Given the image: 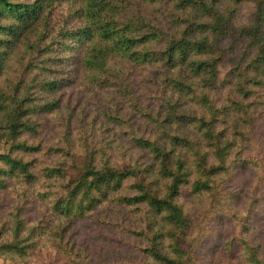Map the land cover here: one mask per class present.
I'll return each mask as SVG.
<instances>
[{
  "label": "trees",
  "instance_id": "1",
  "mask_svg": "<svg viewBox=\"0 0 264 264\" xmlns=\"http://www.w3.org/2000/svg\"><path fill=\"white\" fill-rule=\"evenodd\" d=\"M76 95L97 98V114L75 118ZM263 109L264 0H0V191L12 200L0 258L20 264L48 246L90 264L74 237L92 220L135 238V264H191L182 244L200 230L180 198L236 221L229 187L250 161L264 167L246 154ZM258 251L245 242L244 261L264 264Z\"/></svg>",
  "mask_w": 264,
  "mask_h": 264
},
{
  "label": "rangeland",
  "instance_id": "2",
  "mask_svg": "<svg viewBox=\"0 0 264 264\" xmlns=\"http://www.w3.org/2000/svg\"><path fill=\"white\" fill-rule=\"evenodd\" d=\"M250 8L249 5L242 7L243 15L239 20L240 22L250 19L245 13H250ZM243 46V44H239L234 55H231L232 57L230 56L231 58L229 57L225 61L222 66L224 72H227L232 67L233 62L238 59ZM138 80L139 78L137 77L138 86L141 87ZM78 96L73 97V104L77 102ZM85 100L81 101V104L77 102L75 105L77 110L75 118L82 111L89 112L91 117L97 114L96 109L99 103L97 98L91 97L89 100L87 98ZM258 115L259 118L253 132V143L247 147L246 154L256 157L264 165V109L258 110ZM88 121L90 120L88 119ZM72 123L76 126L78 125L75 120ZM59 131L60 129L47 125L42 128L41 136L44 141H51L59 136ZM0 152L8 153L9 144L3 143L0 146ZM75 164L76 166L71 170V173L74 177H78V172L80 171L81 173L83 171L84 157L78 155ZM249 164L250 166L240 167L229 187V193H238L233 197V201L236 207L241 208V211L236 214L238 218L235 222L228 214L230 213L228 210H223L225 208H212L213 205H210V200L208 199L199 201V198L190 197L188 194L181 196L180 202L190 208L189 214L193 221L194 229L200 230L197 244H193L192 240H184L182 244L183 249L187 253L193 250L196 251L195 260L191 264H247L246 260L244 261L245 242L258 248L259 256L264 257V167L259 168L251 161ZM256 183L259 186L255 190ZM251 189L255 191L248 193V190ZM252 203H255L254 206L247 208L248 212L242 215V211ZM11 204L12 200L6 194V191H0V214L8 210ZM29 207L27 216L31 221L42 218V211L37 205L29 204ZM218 213L225 216L218 217ZM243 223L246 228L243 227ZM75 230L74 239H76L79 247L88 253L90 264H135L143 260L142 255L136 248L135 238L127 235L121 229L103 228L92 220H87L76 223ZM0 264L12 263L0 258ZM20 264L67 263L57 255L54 248L47 246L42 249L39 247L35 253L33 252Z\"/></svg>",
  "mask_w": 264,
  "mask_h": 264
}]
</instances>
